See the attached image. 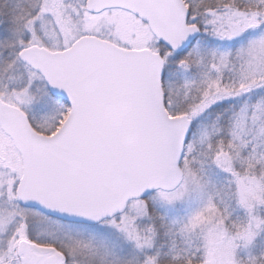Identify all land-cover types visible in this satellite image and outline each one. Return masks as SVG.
I'll use <instances>...</instances> for the list:
<instances>
[{"label":"snow or ice","instance_id":"6c2138e0","mask_svg":"<svg viewBox=\"0 0 264 264\" xmlns=\"http://www.w3.org/2000/svg\"><path fill=\"white\" fill-rule=\"evenodd\" d=\"M0 264H264V0H0Z\"/></svg>","mask_w":264,"mask_h":264}]
</instances>
